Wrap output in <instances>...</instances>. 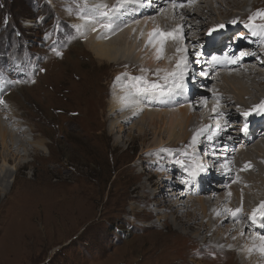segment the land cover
Here are the masks:
<instances>
[{"label":"rangeland","instance_id":"rangeland-1","mask_svg":"<svg viewBox=\"0 0 264 264\" xmlns=\"http://www.w3.org/2000/svg\"><path fill=\"white\" fill-rule=\"evenodd\" d=\"M111 3V0H0V105L8 106L9 111L12 109L18 115L10 119L6 114L4 122L9 129H13L15 123L21 124L26 136L38 143L36 146L43 154L38 156L32 151L21 169H14L17 162L10 160L6 169L10 170L7 183H0V264H240L227 251L229 247L223 244L211 247L212 241L226 244L228 240L217 232H211V236L200 235L199 229H188L183 224L165 225L160 216L162 212L151 220L139 215L150 213L151 207L159 212L167 211L169 204L172 206L167 196L174 195L180 183L174 181V186H170L172 181H167L171 175L169 162L159 164L167 173L161 175L155 168L160 161L158 156L147 152L157 142L168 141L166 129L155 135L148 130V139L144 141L137 125L142 117L126 124L123 116L132 114V110L110 115L114 94L121 93L119 79L126 76L118 75L120 70L114 65L102 67L99 61L91 63L92 53L75 26L85 16L88 5ZM244 3L250 6L247 18L227 21L224 18L242 11L220 8V17L201 21L204 27L201 38L198 30H191L187 36L182 35V40L171 41V53H178L180 44V49H187V53H182L189 56V61V49L192 54L196 50V56H203L199 49L210 30L218 29L220 24L233 27L232 45L237 36V42L241 43L245 32L249 30L250 35L251 30L240 25L243 21L248 23V18L258 10L264 11V0H245ZM244 3L238 1L243 9ZM131 8L125 5L123 14ZM171 10L168 8V15ZM156 17L141 19L144 33L150 32L147 23ZM234 19L239 28L231 23ZM256 23H264V20L257 19ZM152 26L156 28L155 23ZM229 30L227 27L226 31ZM142 38L139 44L143 46ZM258 39L262 54L264 36ZM153 51L151 45L140 53L134 50V62L144 66L142 62L149 61ZM260 53L255 51L251 66L264 72V55ZM141 66L135 70L137 74L133 78L149 75L141 73ZM152 68L163 69L162 62ZM200 71L205 73L201 74L203 77L207 75ZM194 73L191 80L198 78ZM259 89L264 91V88ZM157 94L152 97L161 95ZM181 106L178 104L169 111L178 113ZM196 113L202 115V111ZM207 117L212 118L209 114ZM218 119H213L212 124L215 120L222 126V120ZM221 130L228 131L224 125ZM233 133L239 135V129H233ZM3 151L0 142V169ZM214 154L220 157L221 151ZM171 155L175 159V153ZM203 156L204 149L200 160ZM211 160L219 162V158ZM205 166L202 175L206 176L209 166ZM215 180L220 179L212 183ZM145 201H149V206L142 205ZM167 201L168 206H163ZM180 203L187 205V199L181 198ZM189 212H193L192 209L189 208ZM183 221L190 220L184 218ZM151 224L154 226H148ZM221 230L225 234L227 226ZM246 237L248 243L239 244L242 249L246 244L247 249L254 238L249 232Z\"/></svg>","mask_w":264,"mask_h":264},{"label":"bare ground","instance_id":"bare-ground-1","mask_svg":"<svg viewBox=\"0 0 264 264\" xmlns=\"http://www.w3.org/2000/svg\"><path fill=\"white\" fill-rule=\"evenodd\" d=\"M138 1L141 3L137 4L136 2ZM238 1H242V3L245 2V0ZM238 1L196 0V2L190 6L174 10L165 4L164 0H151L150 5L146 0H144V2H142V0H128L126 5H131L133 8H131L130 11L128 10L125 15L123 14L125 12L124 10L122 14L112 17L113 27L111 30H105L99 26L100 23H107L109 18L99 15L94 7L95 5L92 6L90 4L87 9L84 10V14L85 16L92 17L91 22L84 19L83 17L85 16H82L75 26L82 35L81 40H84V44L92 53L91 63L95 64L96 61H99L102 67L114 65L117 67L118 71L120 70L118 75L126 76V79H119L120 89L118 90L119 92L121 91V93H115L117 95L114 94L115 101L110 107V115L124 114L127 110H132V114L123 116L125 119H123V122L126 124L131 123L137 117H142L140 123L137 125L139 126L138 130L140 131L141 137L144 138V141L148 139V130L150 132L154 131L155 133L152 132L154 135L157 133L160 134L164 129L168 132L167 142L158 140L159 142L156 143L155 141L156 144L152 148H149L150 150L147 152L150 151L152 154L156 153V156H158V160L160 161H158L159 163L157 165L155 164V168L161 172V175L167 173L159 164L166 161L169 162L170 165H168L171 169V175H169L167 181H172L170 185L172 187L174 186L173 182L177 181L180 183V187H178L177 190L174 189L176 192L174 195L170 197L167 196L169 199L171 198L170 203L172 206H170L168 201L166 204L163 202V206H168L169 204L167 211L164 210L159 212L151 207L150 213L148 212V214H145L142 212L139 215L145 220H151L154 216L157 217L162 212L163 214L160 216L165 225H172L174 227L177 224H183L185 225L184 227L188 229H199L198 233H201L200 235L208 233V236H211V232H217V235H221L222 238L224 236L223 239L228 240L225 241L226 244L224 242L217 243L212 241L210 242V244H212L211 247L214 245L219 246V244L229 247L230 250L226 248L227 251L234 255L236 261L240 264H264V254L255 250L254 245L251 244L252 242H257L256 244L259 243V241L255 240L257 234H264V220L258 218L255 224L250 220L253 209L258 208L261 203H264V130H262V128H264V115L257 114L255 110L257 106L264 103V91L259 89L264 88V72L253 69L251 66L255 51L258 52V54L262 52L261 47L258 45L259 39L256 43L257 47L251 48L250 53L252 54L248 56L244 55L239 57V48H235L236 46L232 45L231 37L235 32H233L234 29L227 32V35L224 34V36L219 37L221 44L214 47L216 36L218 34L219 36L223 34L227 27L231 28V24H225V27L222 29H217L216 31L210 30V33L216 36L214 39L209 40L208 46L204 50L209 51L208 54L196 56V50L193 52L194 54L191 53L192 50H188L191 61L188 60L183 91L179 89H173L172 91L166 90L163 94L153 98L152 95L139 96L135 93L134 89L132 90V94L129 95L128 89V85L133 83L132 78L137 74L135 70L139 65L141 66L139 62H134L135 60L132 54L134 50L140 53L142 50L145 51L147 49L149 46V44L146 43L148 41V33L153 32L157 28L163 32H173L178 25H182V35L184 34L187 36L191 30L196 29L199 33L198 37H200L202 36V34H200L201 30L204 28L203 25H201V21L209 20V18L216 16L220 17V8H222V10H224V7H226V10H229L228 8H235L236 10L239 9L242 11H236L237 14L232 13L230 17L224 18L227 21L233 18L243 20L247 18L249 16V4L247 5L244 3L243 9V7L241 6V8L238 4ZM111 2L112 3L108 5L109 9L118 4V0H111ZM177 2L186 3V0H177ZM145 5L149 7L145 8L147 7ZM84 7H86V5H84ZM80 8H82V6ZM160 8H164V11L160 12ZM168 8L172 9L170 15H168ZM197 10H200V12H197ZM151 15H156L158 17L154 18L152 22L149 21L147 23L150 32L147 31L146 34L142 30L144 24L141 23V19ZM154 23L156 24V28L152 29ZM173 23L177 25L174 26ZM245 24L246 22L243 21L240 26H245ZM240 26L234 24V28H239ZM94 28L95 30H93ZM142 32L144 33L142 36L143 46L139 44V38ZM174 35H176L177 38L173 39L169 37L165 39L162 59L158 60L156 58V49L153 48L154 51L149 61H145V63L142 62V64H145L141 66L142 69H147L148 71H141V73L145 75L149 74L148 76L151 78L148 79L149 81L161 84L164 83L162 80L164 72L161 71L158 76L156 70L152 68L153 65L159 62H162L163 70H175L176 62L183 53L182 51L174 55L171 53L173 49L171 41L178 40L181 34L177 32L174 33ZM248 36L252 37V39L259 38V36H253L252 34ZM247 41V38H244L240 45ZM224 46H231L232 48L225 57H223L222 53H218ZM178 48H181L180 44ZM245 48L246 46H244V51ZM85 55L87 56V52ZM260 55H264V53H260ZM213 57H216L219 62H214ZM232 58L239 59H237L236 63H232ZM119 66L122 68H119ZM201 69L207 72L206 76L203 77L201 75ZM192 72H195L194 74L198 76V78H193L195 80H191L190 78ZM198 74H200L201 78H199ZM219 81L222 82H220L221 85L220 83L218 84ZM186 83H188V85ZM199 85L205 88L200 89ZM169 87H171L170 84L166 88ZM186 89L191 92L190 97L186 96ZM157 95L158 94L155 96ZM162 96L168 97L163 98ZM195 96L198 97L196 98ZM217 98H219L218 107ZM205 100L207 101L206 104L204 103ZM178 104L182 105L178 113H171L169 109H172ZM152 108H157L159 110H152ZM214 108L216 109L215 112L213 111ZM9 110L10 108L8 106L0 105V113H3V115L0 116V142L4 149V153L1 156L3 166L0 169V183H7L6 178L8 177L7 175L10 174V170L6 169L8 168L7 166L10 160H16L17 162L14 169H21L23 166H26V159L33 154L32 151L37 153L38 156L39 154L43 155L41 149L36 146L38 143L34 142L32 139V141L29 140L21 124L15 123L14 128L12 127L13 129L8 128V125L4 122L7 115H9L8 118L10 119L18 118V115L16 116V113H14L12 109L11 111ZM196 111H202V115L196 113ZM249 112L251 115H244V113ZM142 113H144V115H142ZM208 114L212 117L211 120H208ZM215 118H220L222 120L218 119L221 121L222 126L224 125L228 130L227 132H224L225 129L221 130L222 126H220L219 135L216 134L217 122L214 120L212 124V120ZM242 118L244 120H241ZM245 124L248 125V128L251 126L252 133H254L253 137L247 138V136H242L241 134L233 135V129H240V125L244 126ZM206 126H208L207 131L199 136L197 142L193 145L192 141L194 135ZM119 128L123 129L122 126ZM200 139L201 141L198 143ZM39 142L41 143V141ZM221 145L222 147L219 148ZM239 145L241 146L238 147ZM31 147L33 148L32 150ZM203 149L204 158L200 160L201 158H199V155L203 153ZM218 150L221 151V155L220 157H215L216 154L214 153H218ZM158 152L164 153L158 154ZM173 152L176 156L174 157L175 159H172L173 157L171 154ZM185 153H188V155H185ZM193 154L197 158L198 163H202L204 166L208 164L209 167H207L209 172H206V176L202 175V171L194 179L190 176L188 168L192 163ZM213 158H219V162L216 163V161L211 160ZM177 160H183L185 166H179L178 163H175ZM173 162L175 163L174 165ZM213 164H215V166H213ZM222 164H228L229 170L225 171V169L221 167ZM245 165H250V167L245 169ZM201 175L203 177H201ZM218 178L220 180L217 182L215 180V182L212 183L214 179ZM150 179L153 178L151 177ZM11 182L12 181H10L9 184ZM175 194L177 195L176 198H174ZM178 197L184 198L185 200L187 199V205L181 204V198ZM148 202L145 201L142 205L149 206ZM240 207H242L243 211L238 213L236 218H233L225 211V209L228 208L235 210ZM189 208L192 209L193 212H189ZM167 214H169L170 217ZM184 218L190 221L184 222ZM148 226L153 227L154 225L151 224ZM224 226H227V234H224L221 230V227ZM146 228L149 229V227ZM142 230L144 231V229ZM248 232L254 236L253 241L249 243L247 249V244L244 245L245 248L242 249V246L239 244L241 242H247L248 237H246V233ZM206 237L203 238L206 239ZM249 240H251V238H249ZM249 249L252 250L249 251ZM93 264L97 263L95 262Z\"/></svg>","mask_w":264,"mask_h":264},{"label":"snow or ice","instance_id":"snow-or-ice-1","mask_svg":"<svg viewBox=\"0 0 264 264\" xmlns=\"http://www.w3.org/2000/svg\"><path fill=\"white\" fill-rule=\"evenodd\" d=\"M128 0H118V4L114 6L113 8L109 9V6L107 4H99L95 5V9L99 13V15L103 17L109 18V21L107 23H100V27L105 29V30H111L113 27L112 23V17H115L117 15L122 14V9H124L126 3ZM144 2V0H142ZM146 2L150 5L151 0H146ZM165 4L170 6L172 9H178V8H183L185 6H190L191 4L195 3L196 0H186V3H178L177 0H164ZM164 8H160V12H163ZM84 19L88 20L91 22L92 17L85 16L83 17ZM257 19L264 20V11L258 10L256 13H254L252 16L248 18V23L245 24L246 28H249L251 30V34L253 36H264V23H259L257 24L256 21ZM138 23V21H137ZM232 24H236L237 21L233 20L231 21ZM224 25H218V29L224 28ZM95 30V28L93 29ZM217 29L214 28L211 31H216ZM182 31H183V26L178 25L177 28L173 32H163L160 29H156L153 32L148 34V44L151 45L154 49H156V58L162 59L163 52H164V42L166 38H177L174 33H180L181 35L179 36V39H183L182 36ZM211 34V33H210ZM144 33H141V36H143ZM147 46V45H146ZM177 52H187V49H180L178 48L176 50ZM57 55H62V53L57 52ZM241 56H243V53H241ZM237 59L239 58H232L231 62L236 63ZM214 62H219L216 57H213ZM187 67H188V57L187 55H182L176 62L175 65V70L174 71H167L163 69H157L156 74L159 76L160 72L163 71L164 75L162 77V80L164 81L163 84L158 83V82H151L147 79L145 76H140V77H135L133 78V83L128 85L129 89V95L132 94V90L134 89L135 93L139 96H149V95H156L157 93L163 94L165 87H168L170 84L171 87L168 88L169 91H172L173 89H183L185 87V77L187 73ZM143 71H148L147 69H142ZM202 75L204 73H201ZM204 103L206 104L207 101L205 100ZM219 106V98H217V107ZM256 112L259 115H264V103L260 104L259 106L256 107ZM213 111L215 112L216 109L214 108ZM222 115V114H221ZM245 116L251 115V113H244ZM208 126L205 128L200 129L193 137V145L197 142V139L199 136H201L205 131H207ZM217 135H219V129L220 126L217 124ZM248 125L245 124L244 128L242 131L247 132ZM185 155H188V153H185ZM176 163L181 164L183 166L184 161L183 160H177ZM221 167L225 169V171L229 170V165L228 164H222ZM250 167V165H245V169ZM204 170V165L200 164L197 162V158L193 154L192 157V163L188 168L190 176L194 179L197 177L201 171ZM230 195V194H229ZM227 213H229L233 218H236L238 213H241L243 211L242 207L236 208L235 210L228 208L225 209ZM219 214V213H218ZM262 219L264 220V203H261L258 208L253 209L251 213L250 220L253 224L257 222V219ZM255 240L259 241L258 244L254 245L255 250L258 252L264 254V234H257L255 236ZM252 249H249L251 251Z\"/></svg>","mask_w":264,"mask_h":264}]
</instances>
